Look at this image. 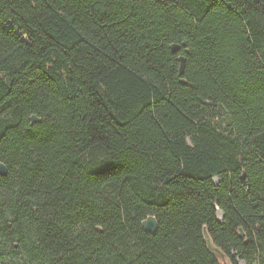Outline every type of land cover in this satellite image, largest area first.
<instances>
[{
    "label": "trees",
    "instance_id": "16d2710c",
    "mask_svg": "<svg viewBox=\"0 0 264 264\" xmlns=\"http://www.w3.org/2000/svg\"><path fill=\"white\" fill-rule=\"evenodd\" d=\"M0 162V264H264V0H0Z\"/></svg>",
    "mask_w": 264,
    "mask_h": 264
},
{
    "label": "water",
    "instance_id": "95a60500",
    "mask_svg": "<svg viewBox=\"0 0 264 264\" xmlns=\"http://www.w3.org/2000/svg\"><path fill=\"white\" fill-rule=\"evenodd\" d=\"M171 49L173 52H178L179 49H180V45L178 44H172L171 45ZM179 60H180V75L182 76L183 73H184V70H185V64H186V58L185 56H180L179 57ZM31 120L33 123L35 122H40V119H38L35 115H33L31 117ZM7 167L4 163L0 162V175L2 176H5L7 175ZM142 225L144 227V229L147 231V232H150V233H156L157 229H158V222H157V219L155 216L153 215H150L148 216L143 222H142ZM204 235H205V239H206V242L208 244V247L213 251V253L220 259H223L224 260V255L220 252V250L215 247L213 244H212V241H211V238L210 236L208 235L207 233V230L206 228H204ZM240 236L243 237L244 234H243V231L240 230Z\"/></svg>",
    "mask_w": 264,
    "mask_h": 264
},
{
    "label": "rangeland",
    "instance_id": "374dc122",
    "mask_svg": "<svg viewBox=\"0 0 264 264\" xmlns=\"http://www.w3.org/2000/svg\"><path fill=\"white\" fill-rule=\"evenodd\" d=\"M240 264H245V263L243 261H241Z\"/></svg>",
    "mask_w": 264,
    "mask_h": 264
}]
</instances>
